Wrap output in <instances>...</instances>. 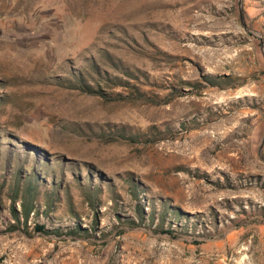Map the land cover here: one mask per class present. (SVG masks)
<instances>
[{
  "label": "rangeland",
  "instance_id": "obj_1",
  "mask_svg": "<svg viewBox=\"0 0 264 264\" xmlns=\"http://www.w3.org/2000/svg\"><path fill=\"white\" fill-rule=\"evenodd\" d=\"M0 264H264V0H0Z\"/></svg>",
  "mask_w": 264,
  "mask_h": 264
},
{
  "label": "trees",
  "instance_id": "obj_2",
  "mask_svg": "<svg viewBox=\"0 0 264 264\" xmlns=\"http://www.w3.org/2000/svg\"><path fill=\"white\" fill-rule=\"evenodd\" d=\"M33 170V169H32ZM20 171H18L17 175H18V180L16 179V183L13 189V198L14 200L16 199V197H18L19 190L21 188V174ZM36 176V170H33L29 176H27V179L25 180V194H23L22 197V209L21 212L18 211V209L13 205V212L14 215L16 216V218L18 220H20V213L21 215L27 220L30 216V214L32 212H34V209L36 208L35 206V202H34V198H33V194L36 193V191L38 190V183L37 180L35 178ZM34 178V179H33ZM18 186V187H17ZM134 194L136 195V197L138 196L137 190H134ZM42 229H44L42 227ZM168 233H172V231H167Z\"/></svg>",
  "mask_w": 264,
  "mask_h": 264
},
{
  "label": "water",
  "instance_id": "obj_3",
  "mask_svg": "<svg viewBox=\"0 0 264 264\" xmlns=\"http://www.w3.org/2000/svg\"><path fill=\"white\" fill-rule=\"evenodd\" d=\"M241 16H242V19H243V11L241 10Z\"/></svg>",
  "mask_w": 264,
  "mask_h": 264
},
{
  "label": "bare ground",
  "instance_id": "obj_4",
  "mask_svg": "<svg viewBox=\"0 0 264 264\" xmlns=\"http://www.w3.org/2000/svg\"><path fill=\"white\" fill-rule=\"evenodd\" d=\"M186 9V8H185ZM209 137V136H208ZM212 137V136H211ZM222 138V137H221ZM220 143V142H219ZM207 144V143H206ZM199 156V155H198Z\"/></svg>",
  "mask_w": 264,
  "mask_h": 264
}]
</instances>
